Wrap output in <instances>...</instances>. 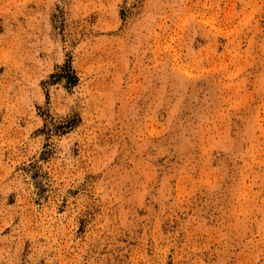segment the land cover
<instances>
[{"label": "rangeland", "instance_id": "rangeland-1", "mask_svg": "<svg viewBox=\"0 0 264 264\" xmlns=\"http://www.w3.org/2000/svg\"><path fill=\"white\" fill-rule=\"evenodd\" d=\"M0 264H264V0H0Z\"/></svg>", "mask_w": 264, "mask_h": 264}, {"label": "trees", "instance_id": "trees-1", "mask_svg": "<svg viewBox=\"0 0 264 264\" xmlns=\"http://www.w3.org/2000/svg\"><path fill=\"white\" fill-rule=\"evenodd\" d=\"M55 77L64 80L69 85L74 84L77 81V77L69 63L61 66Z\"/></svg>", "mask_w": 264, "mask_h": 264}]
</instances>
